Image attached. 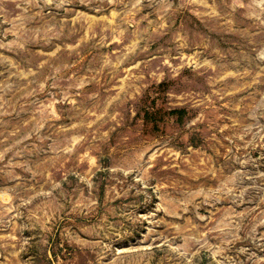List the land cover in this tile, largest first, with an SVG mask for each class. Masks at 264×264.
<instances>
[{"label":"rangeland","instance_id":"374dc122","mask_svg":"<svg viewBox=\"0 0 264 264\" xmlns=\"http://www.w3.org/2000/svg\"><path fill=\"white\" fill-rule=\"evenodd\" d=\"M0 264H264V0H0Z\"/></svg>","mask_w":264,"mask_h":264}]
</instances>
